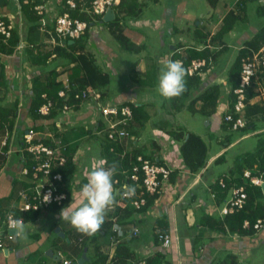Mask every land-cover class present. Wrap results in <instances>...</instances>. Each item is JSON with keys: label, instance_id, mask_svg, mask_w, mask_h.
<instances>
[{"label": "crops", "instance_id": "1", "mask_svg": "<svg viewBox=\"0 0 264 264\" xmlns=\"http://www.w3.org/2000/svg\"><path fill=\"white\" fill-rule=\"evenodd\" d=\"M154 2H163V0H154ZM164 2L166 4L163 5L162 12L154 15L152 11L151 18H148V14L145 15V11H142L140 15L134 18L126 17L122 19L125 35L127 29L141 33L140 38L133 40L140 47V51L146 39L149 38L146 31H144L146 29L156 30L163 43L164 50H160L157 53L155 51L152 52L156 60L153 61L152 58L154 56L150 54L137 67L133 68L132 76L139 80L150 77V70L153 73L155 71V75L158 78L161 66L167 63L176 47V49L181 47L183 51V47L187 46L185 44L189 39L191 40L190 43H193V45H190L191 47L200 46L199 39L194 36L195 32L201 29L204 33H213L216 30H213V28L215 26L218 27L227 11L233 9L228 6L225 12L219 11L216 16V20L218 19L216 25L213 22L214 15L203 16L204 24H202V21L196 24L197 8L193 6V0H165ZM228 8L230 9L228 10ZM0 14L5 16L12 15L13 18H16L18 28L22 32L23 37H26L24 29H27V21L25 16H22V9H19L15 2L12 1L7 8L0 9ZM143 15L145 16L143 17ZM210 17L211 19L208 20L207 18ZM194 26L196 27L193 28ZM106 29L109 31L108 28ZM253 29H255L253 32L255 34L258 27ZM98 35L99 38L96 36V38L92 39L93 43L100 50L109 53V48L105 46L102 40L101 32ZM251 36L246 34L243 36L239 41L238 50L245 45V42ZM36 39L45 43L46 50L53 47L50 43H47L46 38L40 33ZM140 51L138 53H141ZM227 64V62H224V65L219 64L218 69L217 66L213 67V69L211 68L202 80V91L209 86L221 85L216 113L205 120H207L206 124L208 126L213 125V128L215 126L220 128L221 134L218 140H222L224 148L216 155L209 156L206 168L197 175H192L186 170H179L174 182L168 181L163 184L158 198L149 210L133 215L136 222L118 225L119 230H117V233L110 229L106 234L99 237L97 243L100 245V251L108 257L106 264L112 263V259L116 254V246L120 241L126 243L130 253L133 255V259L129 261L130 263L133 260L143 261L155 256L157 253H161L170 264H252L249 260L254 254V250L264 245V228L255 235H241L228 230V227L224 224L228 223L226 214L223 211L225 205H219L215 202L209 188L210 183L217 178L211 176L212 163L221 154L225 153L226 155L224 149L227 150L238 141L232 139V142L227 144L225 140L227 137L226 132L222 131V120L229 104L228 92L230 88L227 84V72L231 63L228 66ZM55 65H58V71L63 73L60 79H66V73L63 72L65 67L62 66V63L57 61ZM0 66H3L5 76L10 78L9 82H11L9 89L2 88L0 97L6 99L5 105L18 101V109L15 115L16 126L20 127L23 124V126L29 128L36 125V131L44 139H50L49 135H53L55 139L61 140L60 136L64 133L70 149L75 150L76 174L72 185L73 192L70 203L76 204L79 201V188L81 184L86 182L89 170L105 160L101 139L96 138L100 134L98 135L95 131V125L98 126L103 121V119L98 117L96 102L90 101L81 104L68 114H63L60 111L54 118L34 121L29 117L27 111L32 96L20 94L23 89H29L30 82L27 81L26 85L24 82L21 83L16 72L17 70L19 71V66H24L23 70L26 75H33L34 73L39 75L41 68L32 67L29 64L26 52L21 63L18 56H0ZM138 79H134L136 84L130 85L128 87L129 91H121L118 96L111 100H107L106 96L103 98L102 103L131 101L136 106H139V109H144L145 115L149 117L146 125L151 122L153 126L151 131L152 138L154 137L155 141L158 138L159 148L156 150L152 148L151 141L153 139H150L148 133L145 132L147 129L145 125L144 128L138 131V134L135 133L131 139L124 141L125 149L127 151L135 148L142 149L143 153L141 155L143 154V156L147 157L160 156L164 163L172 169H181L179 157L177 158V154L169 150L168 146L172 142L169 138L162 137L165 132L160 131L162 120L169 121L167 116H171V111L167 112L164 110L165 106L161 110H157L152 94L147 95V91H142V87H150L142 86ZM218 79L223 80V84H218L216 82ZM253 101L255 103L258 101L264 102L263 98L259 99L257 97H254ZM151 109H156V111ZM160 113L162 117L152 122V119L156 118L157 114ZM256 123L258 130L249 134L255 135L264 130V128L259 126L261 121ZM92 130L96 133L91 135ZM249 134H243L242 137ZM94 140H98L97 143H99L98 157L92 154L87 159L88 151L92 148L91 141ZM1 142L2 140L0 141V147L2 145ZM20 159V155L17 153L10 155L6 160H2V157L0 158V211L2 213L12 210L18 211L19 203H21L18 193L25 188L23 186L25 177L21 174L23 163ZM113 188L114 202L107 212L112 211L117 206L122 209L120 213H123L125 207L120 197L116 195V187L113 186ZM59 213L47 210L31 220H25L24 229L19 233L20 235L15 241L9 242L7 249H0V264H62L64 259L71 260L73 264H79L83 255H86L84 264L94 259L96 248L92 242L93 236L76 231L65 220L60 218ZM125 214L124 216H126ZM135 228L139 231L136 237L133 236V229ZM159 232L170 235L171 245L169 247L165 249L162 247V243L157 239V233ZM118 233H120L119 236Z\"/></svg>", "mask_w": 264, "mask_h": 264}, {"label": "trees", "instance_id": "2", "mask_svg": "<svg viewBox=\"0 0 264 264\" xmlns=\"http://www.w3.org/2000/svg\"><path fill=\"white\" fill-rule=\"evenodd\" d=\"M34 1L31 3H24V0H20V9H22V13L27 21L26 37H23V41L26 42V58L32 67L41 68V73L31 79V90L33 95L29 103V108L27 109L29 117H31L34 121L54 118V116L61 111L60 109H62L64 104H69L70 106L73 105L75 108H78L80 101L74 98L75 94L89 87L100 90L103 100V98L107 95V92L105 91L111 83V77L109 73L103 71V69L97 64L93 51L90 48V46L96 44L93 43L94 41L89 36L88 31L80 39L74 40L73 43H69L68 40L62 45L59 44L49 50H46L45 43L36 39L40 32L38 30L39 16L34 10V5L40 3V0H36V3H34ZM148 1L150 0H120V2L114 6V10L116 12L115 19L105 24L110 34H112V36L117 40L121 48L128 52L138 53L140 51V47L136 45L127 35H125L122 19L126 17L134 18L140 15L143 8L147 6ZM210 1L215 4L218 0ZM9 2V0H0V9L7 8L9 6ZM251 2L256 5V14L264 16V3L262 0H235L234 10L232 9L227 11L213 33H204L201 29H198L195 32L196 34L194 36L199 39L200 46L191 47L189 45L183 47V51L181 47H178L180 49H176V47L172 55H170L169 60L181 59L183 61V66L186 69L192 60L205 59L207 61V67L202 68L201 71L207 70L208 67L213 69L219 56L229 48L224 41L225 36L234 30L237 22L246 20V11L249 3ZM229 9L230 8H228V10ZM242 12L243 14L241 15ZM100 32L101 29L98 34H100ZM98 34L96 36L99 38ZM43 36L45 38H49L46 33L43 34ZM21 41V35L15 33L11 40L10 47L1 48V53L5 56L15 54V47ZM262 45H264V25L260 26L256 33L252 34L250 39L245 42V45L238 50L233 63H231L229 67L227 72V84L230 89L228 92L229 104L227 112L233 116V120L230 122L224 121V119L222 120V129L226 132V135L230 131H241L243 134H249L258 130L257 121L264 122V104L260 101L256 103L253 101L254 97L259 95L257 88H264V68L259 70L258 80H255L246 90V107L243 113L239 114L234 112V103L237 100V95L234 93V90L238 88L240 84L242 59L250 56L251 52L258 51ZM179 50L181 51L179 52ZM55 61H59L62 63V66L65 67L63 72L66 73V79L68 80L71 89L67 91L66 96L64 97L59 96V92L64 89L63 81L60 79L61 74L63 73L58 71V65L54 64V66H52ZM149 73L150 77L142 80L138 79L140 81L139 83L142 86L155 88L158 78L155 75V71L153 73L150 70ZM9 79L10 78L5 76V69L3 66H0V92L2 88L9 89V86L11 85ZM220 88L221 85H214L209 86L202 91V78L200 77V73L197 71L193 75H189L186 71L185 90L180 96L171 98L170 100L172 101L173 108L178 112L186 109L192 113L202 115L205 119H209L216 113L220 98ZM43 95H46V98H43ZM5 100L6 99H4V97H0V130L6 129V136L2 139V141L5 139L7 141L5 145H1L0 147L2 153H0V158L2 157V160H6V158L14 153L20 155L23 167L29 168L30 171L27 175H24L21 172V174L25 177V180H23V186H25V188L22 187L23 189L21 191H27L31 200L33 193L29 190L35 183H32V172L30 167L34 164V161H32V157L28 153L23 152V135L24 132L27 131L28 127L23 126V124L20 127L16 126L15 115L18 109V101L16 100L10 105H5ZM48 100L55 102V107L49 116L44 117L39 114L38 110ZM121 105H128L131 107L132 119L129 122V133L131 136L135 133L138 134V131L141 128H144L149 120V117L145 115V110L139 109V106H136V104L131 101L123 102ZM239 117H242L245 120V126L234 129L233 122ZM102 125V122H100L98 126L95 125V131L98 135L100 134L96 138L101 139V147L103 148L105 156L104 166H113L115 168L113 180L118 179L122 184L127 183L136 189V192L138 193L141 189H138V187L142 186L143 172H139L140 180L138 183H135L130 176L133 173L132 169L134 165L137 164L136 158L143 153L142 149L135 148L131 151H127L124 147V141L129 138H124L122 141H113L107 137L105 131L101 132V128L104 126ZM161 125L160 131H164L165 135L163 137L169 138L172 142L174 146L173 152L177 154V158L179 157L181 167V169H172L168 181L174 182L179 170H186L192 175H197L203 171L207 166L209 158V149L205 140L200 135L187 129L174 127L170 121L162 120ZM31 127L37 130L36 125ZM96 132L92 130L91 135ZM255 136L258 137V141L254 150L238 156L233 167H231L227 173H223L215 178V180L210 183L209 187L215 202L219 205H226V203L233 197V189L244 187L245 193L247 194L246 204L243 209L226 214V221L228 223H224L230 232L239 233L241 235H255L257 231L253 227L254 224L258 219H264L263 189L261 186L254 185L249 178L244 176V171L248 170L253 176H257L264 180V130L255 134ZM60 138H62L59 140L61 144H63L61 152L66 159V163L62 167L54 168L53 172L59 173L62 176V180L56 182L58 187L57 192L65 194L66 198L60 205L53 203L46 206L44 211L51 210L54 212H60L61 208L66 207L72 198V185L74 184L76 174V164L73 162L75 150L70 149L69 142L64 136V133L61 134ZM232 138V135H227L225 139L227 141L226 143L229 144L232 142ZM46 143L52 144L50 139H48ZM151 146L155 150L159 148L158 139L156 141L152 140ZM112 147L115 148L113 151H111ZM10 150L12 151L9 153ZM143 157L154 160L158 164L167 165L160 156ZM225 160V153H223L215 159L214 163L218 164L225 162ZM221 181L223 184L220 183ZM113 186L116 187V185ZM159 194L160 192L153 195L147 194L145 196L146 204L140 209H136L132 205V198H122V196H119L123 206L125 207L123 209V213H126V216H124L123 213H120L122 212V209L117 206H115V209L112 211L110 210L106 212L105 223L101 229L91 235L93 236L92 242L95 244L96 248V256L94 259L85 264H106L108 257L103 255L100 251V245L97 243L98 238L103 234H106L110 229L117 233V230H114L112 227L113 224L121 225L124 223L129 224L136 222L134 221L133 215L135 213H143L149 210L158 198ZM230 195L231 197H229ZM12 211L15 213L17 218H21L24 221L27 219L31 220L41 214V210L26 212H21L19 210ZM245 220L250 222L249 228H244L243 224ZM138 233V229H133L134 237H136ZM119 235L120 233H118V236ZM158 237L159 233H157V239ZM116 247V254L112 259L111 264L138 263V260H133L132 263L129 262L133 259V255L130 253L126 243L120 241ZM145 261L147 264H170L161 253H157L155 256L147 258Z\"/></svg>", "mask_w": 264, "mask_h": 264}, {"label": "built area", "instance_id": "3", "mask_svg": "<svg viewBox=\"0 0 264 264\" xmlns=\"http://www.w3.org/2000/svg\"><path fill=\"white\" fill-rule=\"evenodd\" d=\"M15 2L20 9V0H9ZM34 0H24V3H31ZM264 3V0H262ZM120 0H40V3L34 5V10L39 16L38 30L43 34H47L49 38H46L47 43H50L53 47L56 45H62L65 41L76 40L83 37L88 31L90 37L98 34L101 29V21L107 10L114 8ZM36 3V0L34 1ZM23 16V14H22ZM85 17V18H84ZM17 19L12 15L0 14V56L1 48H8L11 45V40L15 33L21 35L22 41L15 47V56L19 57L21 63L25 55L26 42L23 41L22 32L18 28ZM100 26V27H99ZM211 46V45H210ZM181 50H179L180 52ZM10 56V55H8ZM180 60L183 65V61ZM24 66H19V71L16 74L21 83L27 84L30 82L29 89H23L20 94L33 95L31 90V79L37 75L27 74L23 70ZM207 67V61L205 59H194L190 65L186 67V71L189 75H193L197 71L200 73L202 80L209 72L210 68L201 71L202 68ZM261 68H264V45L258 51L251 52L250 56L242 59L240 84L239 87L234 90L237 95V100L234 103V112L243 113L247 99L246 90L249 88L255 80H258V72ZM27 72V70H26ZM64 89L59 92V96H66L67 91L71 90L67 79L63 82ZM257 91L259 95L257 98H264V88L258 87ZM46 98V95H43ZM74 98L80 101V104L95 101L97 106L98 117L103 119L101 128L105 131L107 137L113 141H122L124 138L131 139L129 133V122L132 119V110L128 105H121V103L111 102L104 104L101 102L102 94L100 90L93 89L91 87L77 92ZM264 103V102H263ZM55 107V102L48 100L38 110L42 116H49ZM73 110V107L64 104L62 108L63 114H68ZM224 121H232L233 116L226 112L223 117ZM233 128L245 126V120L239 117L234 120ZM100 124V123H99ZM16 131V129H15ZM34 128L29 127L23 135L24 148L23 152L28 153L32 157L34 164L31 165V179L33 184L30 190L33 193V197L30 200L27 191H21L19 193V207L21 212L26 211H40L45 210V207L56 203L60 205L66 198L63 193H58V187L56 182L62 180V176L59 173H54L53 170L56 167H62L66 163L65 157L62 155L63 144L59 139H55L53 135H49L52 138V144H47L45 141L48 139L41 138ZM7 143L6 139L2 141V145ZM115 148L112 147L111 151ZM12 150L9 151V153ZM124 155V154H123ZM122 155V156H123ZM137 164L132 169L131 179L138 183L140 180L139 172H143L142 186H139L140 191L137 193L136 189L133 195L124 197L121 195L122 186L128 185L127 183H120L118 179L113 180V185H116V195L122 196V198H132V205L136 209L142 208L146 204L145 196L153 195L161 191L163 184L168 182L172 172V168L168 165H162L156 163L154 160L145 158L139 155L136 158ZM73 162L76 164L75 158ZM105 165V160L102 163ZM96 165V166H97ZM22 173L27 175L30 173L29 168L23 167ZM244 176L249 178L251 182L256 186L264 185V180L257 176H253L248 170L244 171ZM223 184V182H220ZM233 197L224 206V213L229 214L235 211L243 209L246 204L247 194L244 187L233 189ZM48 199L46 200V197ZM13 218H17L13 211L2 213L0 211V249L5 250L9 242L15 241L20 235L10 230L8 227L9 221ZM24 225V220L18 218ZM244 228L250 227L248 220L244 221ZM254 229L258 232L264 228V219H258L254 224ZM159 241L162 243V247L165 249L171 245V237L168 234L159 232ZM62 264H73L71 260L64 259ZM137 264H147L145 260L138 262Z\"/></svg>", "mask_w": 264, "mask_h": 264}, {"label": "rangeland", "instance_id": "4", "mask_svg": "<svg viewBox=\"0 0 264 264\" xmlns=\"http://www.w3.org/2000/svg\"><path fill=\"white\" fill-rule=\"evenodd\" d=\"M164 1L165 0H163V2H157V3L151 0L148 1L147 6L143 8V11H145V15L148 14L147 17L151 18L150 15L152 11L154 12V15L156 13H161L163 10L162 9L163 5L166 4ZM193 1H194L193 6L197 8L196 24L199 21H202L203 22L202 24H204L205 20H203L202 18L203 16L214 15L213 22L214 25H216V23L218 22V19L216 20V16L218 15L219 11L225 12L228 6H231V8L233 9L235 8L234 7L235 0H218L216 1L215 4H213L210 0H193ZM255 9H256L255 3L253 2L249 3L246 11L247 13L246 20L237 22V24L234 27V30L225 36L224 41L229 48L219 56L217 60V64L214 65V67L217 66L218 69L219 64L224 65V62H227L228 64L233 63L238 52L239 41L243 38V36L245 34L252 35L253 32L255 31V29L253 28H257V27L259 28L260 26L264 25V16L263 15L260 16L256 14ZM242 14L243 12L241 13V15ZM145 15H143V17ZM207 19L209 20L211 19V17ZM195 27L196 26H194L193 28ZM216 27L217 26H215L213 30L216 29ZM144 31H146V34L149 36V38L146 39V42L143 44L144 46H142V50L140 51L141 53L128 52L123 48H121L117 40L112 36V34H110L109 31H107V29L104 26H101L102 40L104 41L105 46L109 48V53H106V51L104 52V50H100V48L96 47V45L90 46L91 50L93 51V55L95 57L97 64L103 69V71L109 73L111 77V83L108 86V89L105 91L107 92L106 95L107 100H111L112 98H115L116 96L119 95L121 91H129L128 87L130 85H135L136 84L135 80L138 79L132 76L133 68L135 66L137 67L138 64L141 61L145 60V58L150 54L153 55L152 52L155 51V53H157L158 51L160 52V50L161 51L164 50L161 37L156 30L146 29ZM24 32L26 33L25 29ZM140 34L141 33L139 31L132 32L129 29H127L126 31V35L132 41L140 38L139 37ZM190 42L191 40L189 39L185 45L187 46L193 45V43ZM153 56L154 57L152 58V60L154 61L156 59H155V55ZM56 62L57 61H55L52 64V66H54ZM142 91H147V95L152 94L154 98L153 102L156 105L157 110H161L165 106L164 110H166L167 112L171 111V116L170 117L167 116V118H169L168 120L170 121V123L173 124L174 127H182L184 129H187L193 133L200 135L208 145L209 156L216 155V153H218L220 150L224 148V145H222L223 144L222 140L221 139L218 140L221 134L219 130L220 128L216 126L215 128H213V125L208 126L206 124L207 120H205V118L202 115L198 113H192L186 109L180 112L176 111L173 108L172 101L170 99H165L161 97L156 87L155 88L142 87ZM156 109L153 110L151 109V110L156 111ZM160 117H162L161 113L157 114L156 118L152 119V122L153 121L155 122V120L156 121L159 120ZM259 126L264 128V122L262 121ZM146 128L147 129L145 130V132L148 133L150 139L154 140V137L152 138L151 131L153 126L151 122H149L146 125ZM222 131L224 132V130ZM227 135H232L233 137L232 139L234 140L236 139L238 141L232 147H229L227 150L224 149V151H226L225 162L218 164L212 163L210 171H211V176L213 177H218L223 173H227L228 170L231 167H233L234 162L238 156L253 151L257 145L258 137L253 134H249L242 137L243 132L230 131L227 133ZM5 136H6V129L0 130V141ZM91 143H92V148L88 151L87 159L90 158L92 154L98 157L99 143H97L96 140L91 141ZM168 147L169 150L172 151L174 150L173 144H171ZM249 261H251L252 264H264V245H261L258 249L254 250V254L251 256Z\"/></svg>", "mask_w": 264, "mask_h": 264}, {"label": "clouds", "instance_id": "5", "mask_svg": "<svg viewBox=\"0 0 264 264\" xmlns=\"http://www.w3.org/2000/svg\"><path fill=\"white\" fill-rule=\"evenodd\" d=\"M112 9L114 10V8ZM106 23L109 22H103L102 18L100 25L107 28L105 26ZM185 76L186 69L180 60L167 61L161 68L157 79L156 89L159 95L165 99L180 96L185 90ZM64 80L62 81L64 82ZM216 82L223 84V80L221 79H218ZM72 107L73 109L75 108L73 105ZM60 110L62 112V109ZM50 141L52 142L51 139ZM114 172L115 168L113 166H104L103 164L91 168L86 182L81 184L79 188V201L76 204L70 203L68 206L61 208L59 213L60 218L65 220L76 231L85 235H93L101 229L105 223L106 212L114 202ZM134 192L135 189L132 186H122V196L128 197L133 195ZM45 197L47 200L48 197ZM8 227L17 234L21 233L24 229L22 221L18 218L11 219ZM112 227L114 230H119V226L116 224H113Z\"/></svg>", "mask_w": 264, "mask_h": 264}, {"label": "water", "instance_id": "6", "mask_svg": "<svg viewBox=\"0 0 264 264\" xmlns=\"http://www.w3.org/2000/svg\"><path fill=\"white\" fill-rule=\"evenodd\" d=\"M116 13L115 11L111 8L109 10H107V12L105 13L104 17H103V22H111L115 19ZM74 41H70V43H73ZM262 189L264 192V185H262ZM86 255H83L82 259H80L79 264H84L85 262V257Z\"/></svg>", "mask_w": 264, "mask_h": 264}]
</instances>
